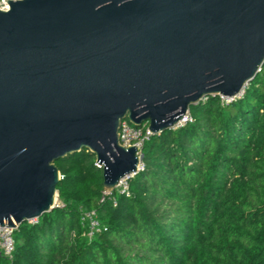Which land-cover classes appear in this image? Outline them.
Returning a JSON list of instances; mask_svg holds the SVG:
<instances>
[{
    "label": "water",
    "instance_id": "obj_1",
    "mask_svg": "<svg viewBox=\"0 0 264 264\" xmlns=\"http://www.w3.org/2000/svg\"><path fill=\"white\" fill-rule=\"evenodd\" d=\"M0 9V227L58 208L56 163L86 150L105 193L136 175L153 135L264 67V0H7Z\"/></svg>",
    "mask_w": 264,
    "mask_h": 264
},
{
    "label": "trees",
    "instance_id": "obj_2",
    "mask_svg": "<svg viewBox=\"0 0 264 264\" xmlns=\"http://www.w3.org/2000/svg\"><path fill=\"white\" fill-rule=\"evenodd\" d=\"M189 116L145 142L129 196L104 197L86 150L57 162L59 207L15 230L0 264H264V67L240 98H208ZM89 211L93 238L80 223Z\"/></svg>",
    "mask_w": 264,
    "mask_h": 264
},
{
    "label": "built area",
    "instance_id": "obj_3",
    "mask_svg": "<svg viewBox=\"0 0 264 264\" xmlns=\"http://www.w3.org/2000/svg\"><path fill=\"white\" fill-rule=\"evenodd\" d=\"M0 9L1 10H9V6L7 0H0ZM9 1H17V0H9ZM225 103L232 102L231 100L226 101L225 98H221ZM191 118L189 113L185 116L184 120L174 129L180 128L184 126L187 122H190ZM153 134L149 131L148 125L144 124L143 126L137 128L132 126L128 121H124L121 123L119 129V142L120 144L127 148L130 146H135L138 149L142 150L143 145L146 141H148ZM98 166V165H97ZM99 167V166H98ZM100 168V167H99ZM143 170V165L141 164L139 168V172ZM135 175L127 176L122 179L116 189L117 192L120 194H125L129 196V180L133 178ZM113 193H105L104 197L111 196ZM36 221L28 222L30 224L36 223ZM80 223L83 227L87 229V236L88 238H93L96 234L100 232V223L95 211L83 212L80 217ZM14 231L8 228H1L0 227V251L1 253L11 259L15 243L13 238Z\"/></svg>",
    "mask_w": 264,
    "mask_h": 264
},
{
    "label": "rangeland",
    "instance_id": "obj_4",
    "mask_svg": "<svg viewBox=\"0 0 264 264\" xmlns=\"http://www.w3.org/2000/svg\"><path fill=\"white\" fill-rule=\"evenodd\" d=\"M0 3H1V1H0ZM226 101H227V99H226ZM60 205V202H58V206Z\"/></svg>",
    "mask_w": 264,
    "mask_h": 264
}]
</instances>
